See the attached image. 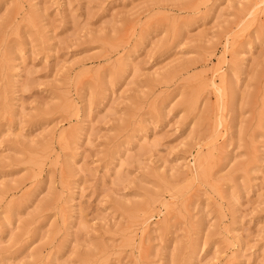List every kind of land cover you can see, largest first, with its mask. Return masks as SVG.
Returning a JSON list of instances; mask_svg holds the SVG:
<instances>
[{"label": "rangeland", "instance_id": "rangeland-1", "mask_svg": "<svg viewBox=\"0 0 264 264\" xmlns=\"http://www.w3.org/2000/svg\"><path fill=\"white\" fill-rule=\"evenodd\" d=\"M0 264H264V0H0Z\"/></svg>", "mask_w": 264, "mask_h": 264}]
</instances>
